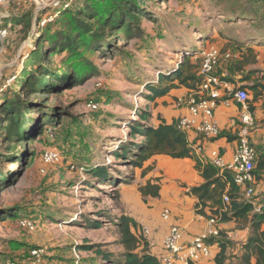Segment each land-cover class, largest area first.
Listing matches in <instances>:
<instances>
[{
  "label": "rangeland",
  "instance_id": "obj_1",
  "mask_svg": "<svg viewBox=\"0 0 264 264\" xmlns=\"http://www.w3.org/2000/svg\"><path fill=\"white\" fill-rule=\"evenodd\" d=\"M137 2L141 12L139 20H135L134 34L116 41L111 57L102 56L101 50L84 54L97 68L93 74L59 93L44 91L26 96L35 104L41 103L44 112L58 111L59 120L54 126H44L40 135L29 142L31 154L19 147L14 162L0 160V264H115L124 250L114 224L117 215L139 221L137 235L149 229L143 237L159 241L169 226V221L161 217L163 207L171 209V221L179 220L178 212L169 204L161 206L152 217L160 199L143 198L139 192L140 185L148 181L155 184L162 179L169 184L168 177L174 176L166 164L157 162L156 167L148 159L139 167L115 153L125 137L133 142L142 140L140 136H128V126L138 113L146 109L149 118L160 115L156 112L160 101L159 110L167 113L165 100L146 98L145 86L156 81L159 73L180 65L184 56L192 60L191 81H196L199 60L193 45L200 47L199 40L213 37L244 35L257 24L253 17L260 21L264 17V0ZM83 4L84 0H0V27L7 30L0 45V106L5 97L23 98L28 94L21 87L24 78L41 65L32 55L36 43L44 32L57 29L54 19L62 11L75 10ZM28 11L33 13V20L40 15L39 26L44 28L37 35L35 27L29 32L17 22ZM49 22L52 23L46 26ZM107 37H111L108 31L103 40ZM43 46L47 56L52 46L45 39ZM65 56L48 54L40 60L46 67L59 68ZM37 115L34 107L25 118ZM3 117L0 107V119ZM48 148L56 149L61 158L43 166L40 155ZM2 151L5 154L6 150ZM20 156H24V162ZM156 158L169 159L165 155ZM95 168L103 169L105 177H94ZM7 174L9 179L4 182ZM177 182L184 186L181 179ZM239 197L247 203L254 199ZM5 214L8 216L3 218ZM20 219L32 221L34 229L23 228ZM92 219L100 220V227L90 228L88 221ZM222 241L225 249L220 259L224 262L228 257L229 264H238L232 242ZM99 251L108 253L109 260H104Z\"/></svg>",
  "mask_w": 264,
  "mask_h": 264
},
{
  "label": "trees",
  "instance_id": "obj_2",
  "mask_svg": "<svg viewBox=\"0 0 264 264\" xmlns=\"http://www.w3.org/2000/svg\"><path fill=\"white\" fill-rule=\"evenodd\" d=\"M140 12L141 9L137 0H84V4L78 9L67 8L62 11L58 19H54V22L57 21L59 25L57 29L53 33L44 32L32 51V55L38 58L36 61H40L41 65H38L37 69L29 71L24 78L21 87L26 89V93H28L24 97H28L34 92L59 93L89 77L97 68L93 61L84 54L101 50L102 56L111 57L114 54L116 41H120L123 36L128 38L134 34L135 20H139ZM39 19L40 15L33 20V13L28 11L23 13L17 22L23 27L25 26L29 32L35 27L37 35L44 28L39 26ZM51 23L49 22L46 26ZM2 27L5 28L3 25ZM106 31L111 34V37H107V40L104 41ZM44 39L47 40L48 45L52 46L46 52L47 56L42 51ZM200 47L193 45L195 50ZM56 53L66 54L61 59L59 68L42 65L41 58L45 59L48 54L54 55ZM191 66L188 56H184L180 65L173 70L167 73H159L156 81L145 86L146 98L162 96L173 87L188 86V81L192 78L189 72ZM197 67H199V61ZM175 81L176 83H174ZM24 97L22 98L20 95L13 99L5 97L3 105L0 106L4 115L0 119L2 146H0V160L2 162H14L19 147L24 148L29 153V142L40 135L44 126H54L59 120L58 111L44 112L41 103L35 104ZM34 107L39 115L35 118H25L27 111ZM148 118L149 113L146 109L137 114L136 119L128 126V136L131 138L140 136L142 140L133 142L127 137L123 138L118 147L119 150H122H118L115 153L116 156L139 167L154 155H166L173 159H193L194 168L204 179L203 183L191 187L188 191L197 199L195 202L196 213L207 218L214 217L218 222L232 219L242 223L249 222L251 231L243 245L244 250L239 256L238 264H264V206L254 209L251 202L247 203L239 197L242 195V188L232 181L230 172L220 173L211 163H205L196 158L187 143L185 133L177 128L176 120H173L172 123H166L162 117L158 116L161 122L157 126H153ZM46 120L48 121L45 122ZM222 133L225 132L222 130L220 136L223 135ZM225 135L231 139L236 138L230 133ZM2 150H6L5 154L2 153ZM20 161H25L24 156H20ZM40 162L41 165L45 166L41 161V155ZM262 167L261 163H258L256 167L254 163L253 174L255 179V169L260 171ZM2 172L0 169V174ZM92 174L94 177L102 179L106 172L103 169L95 168L92 170ZM8 175L3 177L4 182L8 181ZM158 191L159 185L150 182L139 187V192L143 198L157 197ZM225 193L228 195L229 202L223 201ZM206 207L210 211L208 215L204 211ZM6 216L8 215H3V218ZM100 224L101 221L98 219L88 221L90 228H98ZM114 224L119 235V242L124 249L115 264H160L159 258L149 253L148 243L142 233L139 236L133 232L132 229L136 227L133 219L120 214L117 215ZM220 239L223 240L224 235L219 228V235L208 240L211 245L219 247V251L215 252L213 257L216 264H223L220 257L223 256L225 246L222 244L223 241L220 242ZM99 253L104 260H109L110 255L108 253L101 251Z\"/></svg>",
  "mask_w": 264,
  "mask_h": 264
},
{
  "label": "crops",
  "instance_id": "obj_3",
  "mask_svg": "<svg viewBox=\"0 0 264 264\" xmlns=\"http://www.w3.org/2000/svg\"><path fill=\"white\" fill-rule=\"evenodd\" d=\"M252 20H254L253 22L257 21V24L255 23L252 29L248 30L244 35L242 31H240L242 33L240 37H213L212 40L208 38L201 41L199 40L197 43H200L201 46L204 44L203 46L212 45L217 47L222 53L217 71L219 73H224L227 80L234 88H243L248 92V107L254 118V126L250 132V142L256 151L255 167L258 163L263 165L262 170L256 171L255 169V176H259L260 178L254 181V194L252 195L254 199L250 202L254 209H259L264 206V17L261 21L254 17ZM196 47H199V45H196ZM224 54H227V57H225ZM189 61L192 63L190 58ZM196 76L197 80H189L188 86L180 85L173 87L170 88L166 94L155 97L156 102L165 100L167 103V113H162L159 110L161 101L158 106H156V112L160 114L158 116L162 117L166 123H172L179 115L187 114V109L185 107H176L174 100L178 96H185L196 92L199 82L198 72ZM158 116L154 115L148 118L153 126H157L161 122ZM214 118L218 122L220 128L225 132L222 133L223 135L220 137L210 139L201 133L192 132L187 135L185 134L193 155L205 163H210L209 152L213 148L219 149L225 160L231 158L233 150L235 149V139L228 138L225 134L230 133L234 135V137L236 135V130L239 126L238 103L233 99L226 102L220 101L215 108ZM231 135L229 136L232 137ZM199 144L202 147L200 151L196 149V146ZM156 156L158 155H154L149 159L155 162L156 167L158 165L157 162H160V165L165 163L169 172L174 177H168L170 179L169 184L163 183L162 179L155 182V184L159 185V195L151 198H158L161 202H158L151 216L154 217L155 212L164 204L171 205L178 212L179 222L171 221L170 219L169 224H179L182 228L184 240L189 241L191 238L201 233L207 227L208 223L207 217L196 213L195 202L197 199L192 194L188 193L191 187L200 185L204 182V179L194 168V161L191 158L173 159L165 155L169 159L161 158L158 160ZM181 176L183 177L181 178ZM177 179H181V182H184V186H180L182 183L178 185ZM148 182L151 184L153 183V181ZM204 211L207 215L210 213L208 207H206ZM135 222L136 230H132L137 234L138 224H140V222L137 220ZM217 225L221 229L224 239L231 241V244L236 248L233 252L237 253L236 256L239 260V256L244 250L243 245L251 231L250 223H242L232 219L229 221L217 222ZM160 231L161 228L158 229V233H160ZM146 241L148 243L147 247L149 253L159 258L163 253L162 240L159 241L158 238L152 237L151 239H146ZM212 246L215 248V252L219 251L218 246ZM229 262L230 258L227 257L223 264H229ZM193 264H216V262L214 258H202Z\"/></svg>",
  "mask_w": 264,
  "mask_h": 264
},
{
  "label": "built area",
  "instance_id": "obj_4",
  "mask_svg": "<svg viewBox=\"0 0 264 264\" xmlns=\"http://www.w3.org/2000/svg\"><path fill=\"white\" fill-rule=\"evenodd\" d=\"M5 28L0 27V45L3 46V37L6 35ZM2 47H0V50ZM195 53V52H194ZM196 58L199 60L198 88L195 93L181 95L175 98L174 104L178 108L185 107L187 114L179 115L176 126L179 130L188 133H201L207 138L220 137L222 129L214 118V111L220 101L235 100L239 105V126L236 130L235 149L229 160H225L217 148L210 150V163L220 173L228 171L232 175V181L242 188V195L250 198L254 194L253 184L255 181L253 169L256 151L250 142V132L254 126V118L248 107V92L243 88H234L224 73H219L217 67L222 57L221 51L215 46H204L196 50ZM227 57V54H224ZM95 107V104H92ZM201 145L196 149L201 150ZM61 154L53 148L42 151L41 161L46 165L56 163ZM223 201L228 202V195H223ZM161 217L170 221L171 210L164 207ZM207 227L198 235L185 241L182 228L177 223H170L165 236L162 239L163 253L159 256L160 264H193L206 258L215 256V248L208 242L210 238L219 235L218 220L214 217L207 219ZM19 224L28 230L34 229V224L29 219H20ZM149 229H144L145 237ZM78 263V260L75 261ZM3 264H16L5 261Z\"/></svg>",
  "mask_w": 264,
  "mask_h": 264
}]
</instances>
